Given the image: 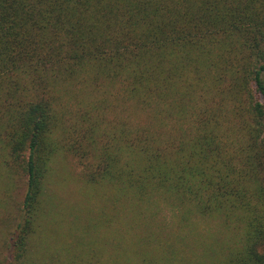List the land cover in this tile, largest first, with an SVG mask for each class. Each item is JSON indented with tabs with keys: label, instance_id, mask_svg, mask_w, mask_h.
<instances>
[{
	"label": "trees",
	"instance_id": "16d2710c",
	"mask_svg": "<svg viewBox=\"0 0 264 264\" xmlns=\"http://www.w3.org/2000/svg\"><path fill=\"white\" fill-rule=\"evenodd\" d=\"M59 156L86 199L50 191ZM0 162L14 264L48 231L64 264H206V220L220 264H264V0H0Z\"/></svg>",
	"mask_w": 264,
	"mask_h": 264
},
{
	"label": "rangeland",
	"instance_id": "374dc122",
	"mask_svg": "<svg viewBox=\"0 0 264 264\" xmlns=\"http://www.w3.org/2000/svg\"><path fill=\"white\" fill-rule=\"evenodd\" d=\"M80 174L81 168L74 158L59 156L54 160L49 188L59 202L69 204L86 199ZM9 176L7 168L0 162V264H14V239L19 215L17 206L25 190V179ZM159 217L169 219L171 212L166 208H160ZM200 231L204 233L203 236L206 235V264H220L226 247L234 243V230H225L221 227L220 221L206 220V223L200 224ZM50 235L51 231H48L47 241H42L35 249L31 248L34 250L33 253L38 255L35 259L36 264H64L66 255L63 247L66 244L54 243L48 238Z\"/></svg>",
	"mask_w": 264,
	"mask_h": 264
}]
</instances>
